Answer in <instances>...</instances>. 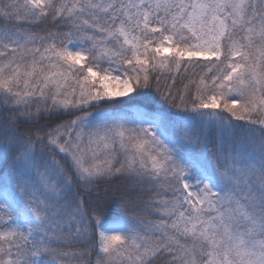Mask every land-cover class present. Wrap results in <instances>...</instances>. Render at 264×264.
Returning <instances> with one entry per match:
<instances>
[{
  "label": "snow or ice",
  "instance_id": "snow-or-ice-1",
  "mask_svg": "<svg viewBox=\"0 0 264 264\" xmlns=\"http://www.w3.org/2000/svg\"><path fill=\"white\" fill-rule=\"evenodd\" d=\"M0 264H264V0H0Z\"/></svg>",
  "mask_w": 264,
  "mask_h": 264
},
{
  "label": "trees",
  "instance_id": "trees-1",
  "mask_svg": "<svg viewBox=\"0 0 264 264\" xmlns=\"http://www.w3.org/2000/svg\"><path fill=\"white\" fill-rule=\"evenodd\" d=\"M39 30V29H37ZM197 71H199L197 69ZM185 77L191 78L192 77V73L191 72H187L185 73L183 70H181L180 73H169L167 71H165L161 76H160V83H159V87L161 88V90H166L169 87H172V90L174 92L176 91H183L184 89V85L185 84H189V79H186ZM173 78L175 79V85L173 86ZM156 87L157 84L155 82V80H153L152 86L151 88H149L147 91L149 92V94L154 97L156 100L160 99L159 93L156 92ZM156 107H158L159 105H154ZM116 107H122L120 105H117ZM107 215L109 216V218H116L120 215H123V213H121L118 209H116L115 207H113L108 213ZM148 219H152V220H156L158 219V217L155 216H150L148 217ZM98 239V238H97ZM97 241H93V243H96ZM95 251L96 249L93 248V259H95Z\"/></svg>",
  "mask_w": 264,
  "mask_h": 264
}]
</instances>
